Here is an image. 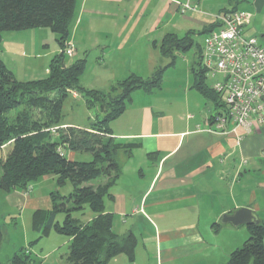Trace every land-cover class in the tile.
<instances>
[{"label":"crops","instance_id":"obj_1","mask_svg":"<svg viewBox=\"0 0 264 264\" xmlns=\"http://www.w3.org/2000/svg\"><path fill=\"white\" fill-rule=\"evenodd\" d=\"M237 2L75 0L67 44L72 46L73 58L78 57V60L86 61L88 48L93 49L94 61L105 64L108 70L103 84H86L88 87H84L102 90L107 86L109 89L130 75L140 76L141 71L152 74L159 69L163 65L160 58H164L159 44L165 35L181 38L193 31L190 30L192 25H201L204 30L215 22L222 10ZM186 3L193 10L182 12ZM251 7V10L242 11L248 18L245 28L250 20L258 17L264 24V0H251ZM233 8L237 10L235 7L230 9ZM45 30L2 34L0 59L13 74L14 68L10 65H18L20 59L35 61L40 57L47 65L40 73L33 68L24 70L17 80L36 81L48 76L51 60L60 49L58 47L53 58L43 52ZM182 31L185 32L179 37ZM201 50L202 47L199 53ZM9 57L10 64L7 62ZM112 58L116 60H110ZM220 80L221 77L215 82ZM138 92L146 96L152 91L138 90L133 94ZM72 93L71 96L80 97ZM83 103L85 105L84 100ZM128 107L134 109H125L123 115L110 123L111 134L118 141L140 146L130 156L118 154L121 174L110 189L112 199L105 200L104 208L106 213L113 215L114 234L123 237L131 233L137 244L133 262L119 255L107 264H225L230 252L248 236V225L222 224L221 217L248 209L264 224V126L257 130L238 127L235 132H229V128L226 134L207 132L214 127L210 118L221 109L205 125L191 114H187V121L182 123L180 117H173V111L166 113L162 105L136 97L131 98ZM86 110L92 119L87 107ZM96 120L97 117L94 122ZM62 124L80 129L89 127L68 121H62ZM11 146L7 144L0 148V161L9 153L4 150ZM76 154L63 149L68 160L76 161ZM135 158L139 159L137 165L133 163ZM29 188L30 191L7 193L6 198L19 211L20 217L29 210L30 219L24 224L25 230L35 232L32 214L51 209L50 194L56 190L55 178L42 177ZM93 217L90 215L81 222H89ZM54 233L50 231L42 238L49 240ZM69 243L70 238L65 237L62 245L69 246ZM60 248L59 245L50 247L41 240L39 251L44 254L31 255L29 252L28 255L35 264H64L68 250L60 253Z\"/></svg>","mask_w":264,"mask_h":264},{"label":"trees","instance_id":"obj_2","mask_svg":"<svg viewBox=\"0 0 264 264\" xmlns=\"http://www.w3.org/2000/svg\"><path fill=\"white\" fill-rule=\"evenodd\" d=\"M74 8L75 0H0V42L4 32L47 29L58 36L60 49L51 60L48 76L42 80L19 81L0 59V148L12 145L6 158L0 161V192L28 191L35 181L53 176L56 190L50 194L52 207L35 211L32 225L40 238L50 231L70 238L64 264H107L119 255L133 262L136 238L131 233L123 237L114 234L113 215L105 212L104 202L112 199L109 191L121 174L118 154L130 156L140 144L118 141L112 136L109 125L124 113L135 91L151 92L160 88L166 67L147 80L130 75L107 91L80 86L86 61L76 60L69 66L64 63ZM215 28L212 23L198 34L206 35ZM193 34L195 32L188 31L181 38L174 34L163 37L159 51L163 57L173 59L168 66L173 64L175 52L191 48ZM191 74V87L221 109L217 94L204 83L206 70L202 67L201 52L191 67ZM70 92L78 94L88 110L97 112V120L87 129L63 127L62 107ZM17 108L20 110L9 118L8 113ZM100 114L103 115L101 119ZM52 128H57L55 135L50 131ZM59 148L90 154L92 160H68L60 155ZM100 178L104 179L103 183L88 184ZM67 182L72 191L62 196L58 189ZM85 207L94 217L82 223L72 214ZM60 214L63 215L61 222L57 220ZM246 227L248 238L230 252L225 264H264V224L259 222ZM2 239L0 226V245ZM28 254L20 250L9 263L35 264Z\"/></svg>","mask_w":264,"mask_h":264},{"label":"rangeland","instance_id":"obj_3","mask_svg":"<svg viewBox=\"0 0 264 264\" xmlns=\"http://www.w3.org/2000/svg\"><path fill=\"white\" fill-rule=\"evenodd\" d=\"M237 1V4H232L229 9L235 7L239 11H245L247 9L251 10V0ZM201 28V25H192L190 27V30L197 32L195 35L193 34L191 36L193 45L189 50L175 52V59L172 65L168 66L172 62V58H160L163 61V65H161L159 69L157 68L156 71L166 67L165 71L162 74L160 88L152 90V92L146 96L142 92L132 94L131 98L135 99L136 97V99L138 98V100L144 99L146 101L153 102V104L162 105L164 112L167 113L169 111H173V117H180L182 123L187 121V114H191L196 117L195 120L201 121L203 124L205 122V125H207L209 118L218 112V108L211 100L205 98L198 91L191 88L192 74L190 73L191 66H193L198 59L199 49L202 47L201 45L205 37L204 34H198V32L202 31ZM45 31L47 33V36L43 37L44 47H42L41 49L43 50V52L51 54L53 58L56 55V51L58 50V36L49 32L47 29ZM184 32L185 31H182L181 33H179L178 36L181 37ZM244 32L247 36H256L259 39L260 43L264 44V24L262 25L260 23V17H258V19L250 20V23L246 26V28H244ZM87 54L89 55V57L86 59V68L83 73V76L80 77L79 84L82 87H84L86 84L101 85L103 84V79L108 77L106 74L108 70L105 69V64H97L96 61H94L95 52L93 49L88 48ZM73 57L74 56L67 57L65 55V65H70L76 60H78V57ZM16 60L18 61V59ZM110 60L114 61L116 59L112 58ZM7 62L10 64V57L9 59L7 58ZM44 63L45 59L39 57L35 61H33L32 59H20L18 65L10 66H13L14 68L15 78H19L20 76H22L21 72L29 68L36 69L39 73L45 71L47 65H45ZM99 66L103 67L104 69L100 70ZM154 73L151 74L141 71V75L138 77H141L143 80H147L150 79ZM219 79L220 76L217 75L215 78L211 77L210 72L207 71L204 83L208 87L212 88V85L215 80ZM86 86L88 87V85ZM106 88L107 86L103 87L102 90L107 91L108 89ZM71 93L72 92H70V94ZM72 95H74V93H72ZM216 96L217 100L221 101V97L219 95ZM126 109L128 110L134 108L128 107ZM18 110H20V108L11 110L8 113V117H13ZM89 111L93 115L92 119L89 116L90 114L88 115L82 98L68 95L63 102L62 121H68L74 124H79L87 127L94 122L97 116V112L95 110ZM102 116L103 115L100 114V119L102 118ZM11 147L5 149L4 152L8 153ZM75 160L77 162H90L92 160V157L90 156V154L87 153H77ZM133 163L135 165L139 164V159L135 158ZM102 179L103 178L91 181L88 184H100L102 183ZM126 179H128L127 176ZM58 191L60 194L67 196L71 193L72 186L70 183L67 182L63 187L59 188ZM19 214V211L14 208V206L6 198V194L0 192V226L3 233L2 243L0 245V264H10L9 260L13 257L15 253L19 252L20 250H24L25 252H31V255H34L37 252V254H40L42 256L44 253L41 254V252L39 251V247H41V240L42 243H45L50 247L58 245L61 246L60 253H66V251L68 250V246L62 245L65 236L54 233L51 234L49 240H46L45 238L41 239L40 233L38 234L31 230H25L24 224H27L30 219L29 210H25L22 214V217H20ZM90 215L93 214L87 207H85L79 212H74L72 214L74 218L79 219L82 222L87 220L86 218ZM62 219V214L57 216V220L59 222H61ZM247 238L248 236L245 237V239L242 241V244Z\"/></svg>","mask_w":264,"mask_h":264},{"label":"built area","instance_id":"obj_4","mask_svg":"<svg viewBox=\"0 0 264 264\" xmlns=\"http://www.w3.org/2000/svg\"><path fill=\"white\" fill-rule=\"evenodd\" d=\"M186 10L193 9L186 3L182 12ZM247 23L244 12L229 9L215 17L216 28L204 37L202 67L222 79L212 85L222 108L207 132L226 134L229 128L235 132L238 127L257 130L264 126V44L256 36L245 35ZM73 53L67 44L64 54L72 57ZM50 131L55 135L57 128ZM58 152L63 155L62 148Z\"/></svg>","mask_w":264,"mask_h":264},{"label":"water","instance_id":"obj_5","mask_svg":"<svg viewBox=\"0 0 264 264\" xmlns=\"http://www.w3.org/2000/svg\"><path fill=\"white\" fill-rule=\"evenodd\" d=\"M222 224H229L233 227L241 225L258 224L259 221L248 209H239L231 215H223L220 219Z\"/></svg>","mask_w":264,"mask_h":264}]
</instances>
